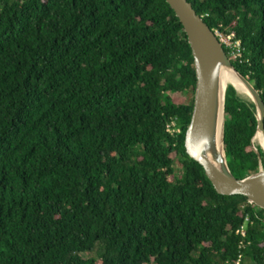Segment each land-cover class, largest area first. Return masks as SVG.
Returning a JSON list of instances; mask_svg holds the SVG:
<instances>
[{
    "label": "trees",
    "instance_id": "1",
    "mask_svg": "<svg viewBox=\"0 0 264 264\" xmlns=\"http://www.w3.org/2000/svg\"><path fill=\"white\" fill-rule=\"evenodd\" d=\"M186 1L264 100V0ZM195 84L164 0H0V264H264V211L186 152ZM225 112L243 179L255 105L228 85Z\"/></svg>",
    "mask_w": 264,
    "mask_h": 264
},
{
    "label": "water",
    "instance_id": "2",
    "mask_svg": "<svg viewBox=\"0 0 264 264\" xmlns=\"http://www.w3.org/2000/svg\"><path fill=\"white\" fill-rule=\"evenodd\" d=\"M174 13L187 37L194 60L196 84L190 123L185 133L188 155L203 168L216 193L238 195L248 204L264 211V169L254 139L260 135L264 154V100L248 77L238 72L213 30L199 17L186 0H164ZM224 72L233 73L255 105L257 130L251 148L257 156L258 171L238 179L230 171L226 158L225 121L226 84Z\"/></svg>",
    "mask_w": 264,
    "mask_h": 264
},
{
    "label": "built area",
    "instance_id": "3",
    "mask_svg": "<svg viewBox=\"0 0 264 264\" xmlns=\"http://www.w3.org/2000/svg\"><path fill=\"white\" fill-rule=\"evenodd\" d=\"M216 37L220 41V43L223 45L224 49H229V53H227L229 59L232 60H238L241 58V43L239 41L235 40V33H231L229 35H224L220 31L216 30L214 31ZM248 217L245 218L244 225L241 226L236 233L240 234L243 238L246 237V223H248ZM240 248H245L244 243L242 242L240 245ZM244 260V253H240L237 261L235 264H243ZM253 264V263H249Z\"/></svg>",
    "mask_w": 264,
    "mask_h": 264
},
{
    "label": "bare ground",
    "instance_id": "4",
    "mask_svg": "<svg viewBox=\"0 0 264 264\" xmlns=\"http://www.w3.org/2000/svg\"><path fill=\"white\" fill-rule=\"evenodd\" d=\"M223 80L224 83L226 84H234L239 93L242 95H246L247 96V92L245 90V88L243 87V85L237 80L236 76L231 73V72H224L223 74ZM255 142L257 143V146H262V137L260 135H258L255 139H254V144Z\"/></svg>",
    "mask_w": 264,
    "mask_h": 264
},
{
    "label": "rangeland",
    "instance_id": "5",
    "mask_svg": "<svg viewBox=\"0 0 264 264\" xmlns=\"http://www.w3.org/2000/svg\"><path fill=\"white\" fill-rule=\"evenodd\" d=\"M240 94V93H239ZM242 97H244V98H248L246 95H242V94H240ZM255 145H256V147H257V143L255 142ZM259 147V146H258ZM175 167H176V170H177V173L178 172H180V163H179V161H178V159L176 158L175 159ZM93 256V254H89V255H86V257H92Z\"/></svg>",
    "mask_w": 264,
    "mask_h": 264
}]
</instances>
